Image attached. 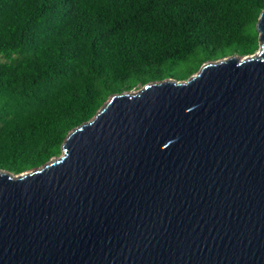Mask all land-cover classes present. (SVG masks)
Listing matches in <instances>:
<instances>
[{"label":"water","instance_id":"water-1","mask_svg":"<svg viewBox=\"0 0 264 264\" xmlns=\"http://www.w3.org/2000/svg\"><path fill=\"white\" fill-rule=\"evenodd\" d=\"M255 28L254 54L112 95L58 157L0 170V264H264Z\"/></svg>","mask_w":264,"mask_h":264},{"label":"trees","instance_id":"trees-1","mask_svg":"<svg viewBox=\"0 0 264 264\" xmlns=\"http://www.w3.org/2000/svg\"><path fill=\"white\" fill-rule=\"evenodd\" d=\"M264 0H0V170L61 154L112 95L259 48Z\"/></svg>","mask_w":264,"mask_h":264},{"label":"rangeland","instance_id":"rangeland-1","mask_svg":"<svg viewBox=\"0 0 264 264\" xmlns=\"http://www.w3.org/2000/svg\"><path fill=\"white\" fill-rule=\"evenodd\" d=\"M258 50H256V52H257ZM234 57V58H238V59H243L244 57H239V56H237V55H227V56H225V57H223V58H226V57ZM245 57H247V56H245ZM223 58H220V59H223ZM220 59H218L217 61H219ZM196 74V73H195ZM194 75V74H193ZM193 75H191V76H193ZM186 79H188V78H186ZM170 80V79H169ZM144 85H140V86H138L135 90H133L132 92H136V91H138V90H140L142 87H143ZM27 172H29V171H27Z\"/></svg>","mask_w":264,"mask_h":264}]
</instances>
